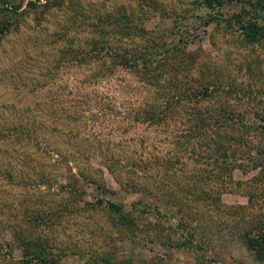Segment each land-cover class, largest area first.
I'll return each instance as SVG.
<instances>
[{"label": "rangeland", "instance_id": "1", "mask_svg": "<svg viewBox=\"0 0 264 264\" xmlns=\"http://www.w3.org/2000/svg\"><path fill=\"white\" fill-rule=\"evenodd\" d=\"M7 1L21 6L0 13L10 22L0 38V264H260L236 233L264 212L254 171L235 169L222 184L175 143L180 121H137L154 87L96 55L94 39L108 26L97 16L119 13L156 37L181 32L197 63L251 93L232 104L241 111L264 110V42L219 35L193 0ZM26 241L43 247L45 263L25 258Z\"/></svg>", "mask_w": 264, "mask_h": 264}, {"label": "trees", "instance_id": "2", "mask_svg": "<svg viewBox=\"0 0 264 264\" xmlns=\"http://www.w3.org/2000/svg\"><path fill=\"white\" fill-rule=\"evenodd\" d=\"M27 2L31 7L36 5ZM231 2L238 4L236 11L225 8ZM193 3L206 11L204 17H199L200 22L218 29L219 35L240 36L251 44L264 42V0H193ZM20 6V2L0 0V13H14ZM8 16L0 19V38L10 24ZM177 18L180 17H172V27L177 25ZM97 19L107 21L108 26L94 39L98 41L94 53L105 54L112 61L110 66L129 68L139 81L154 87L152 95L133 113L134 118L164 126L180 121L182 127L173 135L175 143L188 148L192 160L208 167L207 173L222 184L235 169L241 173L254 171L248 182L259 186L262 194L258 201L264 210V110L241 111L232 107L242 103L241 97L247 102L252 100L251 93L243 92L245 96H240L241 84L221 78L213 63H197L198 49H189L181 32L176 35L171 28H161L156 37L153 31L140 27L134 13H119L110 19L97 16ZM105 36L113 40L114 46L104 47ZM135 38L144 43L136 42ZM195 72L196 77L192 76ZM246 87L250 91V82ZM257 196L249 195L248 201ZM97 202L101 204L102 200ZM106 204L117 212L119 224L126 227L131 223L121 205L108 201ZM240 220L236 233L242 245L256 262L264 264V212ZM26 242L29 251L24 252L25 258H37L45 263L43 247Z\"/></svg>", "mask_w": 264, "mask_h": 264}]
</instances>
